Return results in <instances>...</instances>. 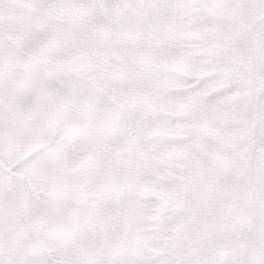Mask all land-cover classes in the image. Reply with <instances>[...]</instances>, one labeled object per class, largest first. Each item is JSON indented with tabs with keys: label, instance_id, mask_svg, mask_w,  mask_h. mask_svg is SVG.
I'll use <instances>...</instances> for the list:
<instances>
[{
	"label": "snow or ice",
	"instance_id": "obj_1",
	"mask_svg": "<svg viewBox=\"0 0 264 264\" xmlns=\"http://www.w3.org/2000/svg\"><path fill=\"white\" fill-rule=\"evenodd\" d=\"M0 264H264V0H0Z\"/></svg>",
	"mask_w": 264,
	"mask_h": 264
}]
</instances>
